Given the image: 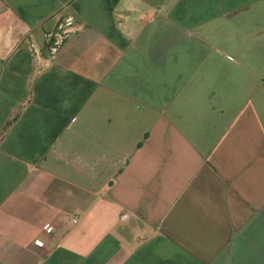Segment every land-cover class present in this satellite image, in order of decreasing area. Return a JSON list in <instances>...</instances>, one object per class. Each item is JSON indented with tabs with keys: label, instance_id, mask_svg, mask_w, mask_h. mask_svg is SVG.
<instances>
[{
	"label": "crops",
	"instance_id": "0c3cea01",
	"mask_svg": "<svg viewBox=\"0 0 264 264\" xmlns=\"http://www.w3.org/2000/svg\"><path fill=\"white\" fill-rule=\"evenodd\" d=\"M0 264H264V0H0Z\"/></svg>",
	"mask_w": 264,
	"mask_h": 264
},
{
	"label": "trees",
	"instance_id": "16d2710c",
	"mask_svg": "<svg viewBox=\"0 0 264 264\" xmlns=\"http://www.w3.org/2000/svg\"><path fill=\"white\" fill-rule=\"evenodd\" d=\"M16 116H17V112H15L11 117H10V119L7 121V123L5 124V126L6 125H9L15 118H16Z\"/></svg>",
	"mask_w": 264,
	"mask_h": 264
},
{
	"label": "built area",
	"instance_id": "2783aa9c",
	"mask_svg": "<svg viewBox=\"0 0 264 264\" xmlns=\"http://www.w3.org/2000/svg\"><path fill=\"white\" fill-rule=\"evenodd\" d=\"M59 42V40L58 41H56V43H58ZM52 228V226L51 225H49L48 227H47V230H50ZM36 242L38 243V244H42V241L41 240H39V239H37L36 240Z\"/></svg>",
	"mask_w": 264,
	"mask_h": 264
}]
</instances>
